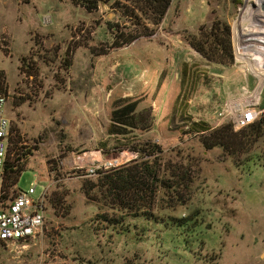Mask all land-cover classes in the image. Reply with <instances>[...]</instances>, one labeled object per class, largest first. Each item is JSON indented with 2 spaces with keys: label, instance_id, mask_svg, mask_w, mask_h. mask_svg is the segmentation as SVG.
Here are the masks:
<instances>
[{
  "label": "rangeland",
  "instance_id": "rangeland-1",
  "mask_svg": "<svg viewBox=\"0 0 264 264\" xmlns=\"http://www.w3.org/2000/svg\"><path fill=\"white\" fill-rule=\"evenodd\" d=\"M263 4L171 0L153 28L126 16L125 11L133 13L128 0H99L92 10L71 0H0L8 141L19 135L25 146L37 149L16 192L5 200L2 193L0 202L8 204L30 188L34 199L46 197L42 230L26 242L0 245V264H123L136 254L139 264H264V137L253 150L258 159L237 162L180 134L187 115L214 128L229 123L226 111L241 97L251 96L264 109V24L256 30L251 16L264 14ZM213 20L231 27V67L208 64L185 41ZM140 31L147 36L114 48L115 33ZM256 56L263 71L253 66ZM179 97L187 99V107L178 104L174 114ZM120 100L137 102L138 110L154 117L152 131L131 135L129 143L159 145L163 162L190 166L194 177L189 204L174 211H160L158 204L153 213L163 220L139 223V237L133 231L121 238L97 233L92 222L101 212L81 189L85 180L97 179L86 176L90 167L108 170L138 159L123 146L127 140L107 134ZM54 193L64 199L56 207ZM170 217L179 223L171 224Z\"/></svg>",
  "mask_w": 264,
  "mask_h": 264
},
{
  "label": "trees",
  "instance_id": "trees-1",
  "mask_svg": "<svg viewBox=\"0 0 264 264\" xmlns=\"http://www.w3.org/2000/svg\"><path fill=\"white\" fill-rule=\"evenodd\" d=\"M71 1L75 6L82 9L87 8V10L96 8L99 2V0ZM128 1L132 3L131 11L133 13L125 11L126 16H133L153 28L160 25L171 4V0ZM238 3L239 1H237ZM141 29L148 31L143 27ZM108 30H112V28L109 27ZM150 33L152 34V32ZM116 34H114L113 46L119 49L130 45L142 36H147L144 31L135 33L136 35ZM185 41L189 48L199 54L208 64L220 67H231L234 64L232 32L231 27L226 23L213 20L210 26L200 27L196 35L188 37ZM102 54H96V56ZM65 57L67 58L66 66L69 68L72 59H69L70 56L67 53ZM23 66H25L24 62L21 63V68ZM186 76H188V71L187 65L184 64L183 81ZM0 93L8 94L6 79L1 72ZM180 100L181 97L177 98L174 103V114L178 110V104L179 107L182 104V110H186L187 99ZM184 119L187 129L180 132L181 136L197 140L204 151L221 150L223 156L237 162L244 156L248 158L244 161L253 157L258 159V155L253 154V150L264 137V114L258 121L237 132H234L230 122L214 128L203 120L193 122L190 115L185 116ZM109 121L107 134L127 140L123 146L128 151L137 154L138 159L121 167L98 171L96 180L83 182L82 193L87 203L96 205L98 211L101 212L92 222V227L97 233L100 231L114 233V236L121 238L133 231L139 237L140 233L143 234L142 230L138 231L139 223L145 221L159 223L163 220L157 219L153 213L158 204H161L160 211L166 209L174 211L178 207L189 204L194 177L190 166L163 162V150L159 145L138 141L129 143L128 138L131 135H142L152 131L154 117L150 110H138L137 102L120 100L111 112ZM12 133H15L14 129H12ZM11 137L8 141L7 155L1 176L2 200L7 199L10 193L16 192L19 178L33 153L37 150L34 147L25 146L19 135ZM8 138H10L9 135ZM44 198L46 197L44 196ZM62 200H64L63 195L54 193L51 204L56 207ZM166 220L171 224L179 223L172 217ZM0 245L6 244L0 241ZM125 260L127 262L124 261L123 264H139L140 257L136 254L131 260Z\"/></svg>",
  "mask_w": 264,
  "mask_h": 264
},
{
  "label": "built area",
  "instance_id": "built-area-1",
  "mask_svg": "<svg viewBox=\"0 0 264 264\" xmlns=\"http://www.w3.org/2000/svg\"><path fill=\"white\" fill-rule=\"evenodd\" d=\"M248 96L234 102L226 111L235 132L240 131L257 121L264 111L259 106L251 103ZM7 95L0 93V198H1V176L7 155L9 121L5 115ZM224 115V113H222ZM105 165H96L87 170V177H95L98 171L106 170ZM35 188L27 192H18L17 196L8 204L0 202V241L9 244L26 242L36 237L42 230L44 216L42 206L44 195L34 199Z\"/></svg>",
  "mask_w": 264,
  "mask_h": 264
},
{
  "label": "bare ground",
  "instance_id": "bare-ground-1",
  "mask_svg": "<svg viewBox=\"0 0 264 264\" xmlns=\"http://www.w3.org/2000/svg\"><path fill=\"white\" fill-rule=\"evenodd\" d=\"M264 5V4H263ZM247 12H249V9H246V11L244 12V16H246V14H247ZM252 15L251 16H253V19H257L256 20V22H255V24H254V27L256 28V30H259L260 31V29H262V27H260V26H262L263 24H264V22L263 21H261V20H264V14H262V13H259V12H254V13H251ZM254 14V15H253ZM252 18V17H251ZM258 20H260V21H258ZM254 23V22H253ZM258 23V24H257ZM261 23V24H260ZM255 30V31H256ZM258 31V32H259ZM247 34V33H246ZM256 41H258V39L256 40ZM253 55V54H252ZM251 61L253 62V66L255 65V66H258V68L257 69H260L259 67H260V61H259V57L258 56H256V57H254V58H252L251 59ZM263 63H264V61H263ZM264 65V64H263ZM264 67V66H263ZM254 69V68H253ZM262 69V68H261ZM260 69V70H261ZM261 71H263V69L261 70ZM260 78H262V77H260ZM259 78V79H260ZM261 81V80H260Z\"/></svg>",
  "mask_w": 264,
  "mask_h": 264
},
{
  "label": "crops",
  "instance_id": "crops-1",
  "mask_svg": "<svg viewBox=\"0 0 264 264\" xmlns=\"http://www.w3.org/2000/svg\"><path fill=\"white\" fill-rule=\"evenodd\" d=\"M244 98H246V97H243V98L241 97V98H238V99H235V100L244 99ZM260 111H264V109L263 110L261 109Z\"/></svg>",
  "mask_w": 264,
  "mask_h": 264
}]
</instances>
